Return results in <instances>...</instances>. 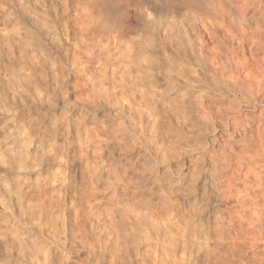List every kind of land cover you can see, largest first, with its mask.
Instances as JSON below:
<instances>
[{"label":"clouds","instance_id":"obj_1","mask_svg":"<svg viewBox=\"0 0 264 264\" xmlns=\"http://www.w3.org/2000/svg\"><path fill=\"white\" fill-rule=\"evenodd\" d=\"M0 264H264V0H0Z\"/></svg>","mask_w":264,"mask_h":264}]
</instances>
